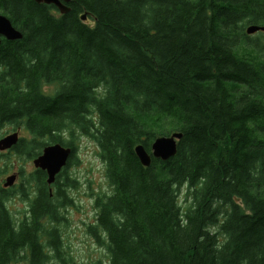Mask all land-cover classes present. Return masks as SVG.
Returning <instances> with one entry per match:
<instances>
[{"label":"trees","instance_id":"trees-1","mask_svg":"<svg viewBox=\"0 0 264 264\" xmlns=\"http://www.w3.org/2000/svg\"><path fill=\"white\" fill-rule=\"evenodd\" d=\"M66 5L0 0L22 34L0 42V133L22 131L0 175L47 144L72 149L51 184L21 166L0 182V264H76L60 224L80 136L104 165L86 230L106 264H264V31L246 33L264 0ZM173 132L176 153L142 165L134 147Z\"/></svg>","mask_w":264,"mask_h":264},{"label":"rangeland","instance_id":"rangeland-1","mask_svg":"<svg viewBox=\"0 0 264 264\" xmlns=\"http://www.w3.org/2000/svg\"><path fill=\"white\" fill-rule=\"evenodd\" d=\"M10 129L11 125L4 126L0 137L12 132ZM21 134L22 131H19V136ZM75 145H77L75 154L78 161H74L68 167V172L75 177L76 187L69 191L72 197V205L66 209L65 219L60 224L64 241L63 249L67 251V254L73 258L76 264H106L108 260L106 250L97 244L86 230L87 224L95 218L94 194L100 189L108 191L104 165L98 155L97 146L91 139L80 136L75 141ZM11 161L12 169L0 175V182H3L8 175L16 173L17 178L14 184H18L19 174L15 171L18 166L22 167L24 174L35 169L31 160L12 157ZM8 205L13 215L19 217L21 216L19 212L26 208L27 202L14 195Z\"/></svg>","mask_w":264,"mask_h":264},{"label":"water","instance_id":"water-1","mask_svg":"<svg viewBox=\"0 0 264 264\" xmlns=\"http://www.w3.org/2000/svg\"><path fill=\"white\" fill-rule=\"evenodd\" d=\"M37 3L54 4L60 13L69 10L66 5L69 0H34ZM257 31H264V26L249 25L246 27L247 34H253ZM22 34L16 29L9 18L0 12V42L2 38L7 40L19 39ZM182 137L181 132H173L169 135L156 137L150 144V152H148L142 144L134 147V152L144 166H148L151 157L166 160L173 156L177 150V142ZM19 139L18 130L12 131L0 137V151L7 150L17 143ZM72 152L71 147L60 143H50L42 148L40 154L32 159V164L36 169L46 172V182L51 184L54 182L55 176L66 165L67 160ZM17 174L13 173L4 178L2 186L10 187L14 184Z\"/></svg>","mask_w":264,"mask_h":264}]
</instances>
